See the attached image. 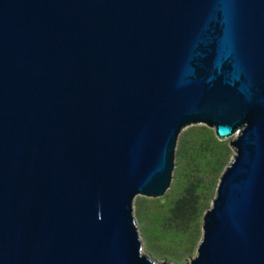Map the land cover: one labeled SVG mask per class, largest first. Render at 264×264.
<instances>
[{
    "label": "water",
    "instance_id": "95a60500",
    "mask_svg": "<svg viewBox=\"0 0 264 264\" xmlns=\"http://www.w3.org/2000/svg\"><path fill=\"white\" fill-rule=\"evenodd\" d=\"M195 122L233 153L184 264H264V0H0V264H172L132 199Z\"/></svg>",
    "mask_w": 264,
    "mask_h": 264
},
{
    "label": "rangeland",
    "instance_id": "374dc122",
    "mask_svg": "<svg viewBox=\"0 0 264 264\" xmlns=\"http://www.w3.org/2000/svg\"><path fill=\"white\" fill-rule=\"evenodd\" d=\"M231 138L233 134L217 137L213 128L202 122L185 125L176 136L166 189L158 196L133 197L132 215L140 248L151 259L184 264L195 253L201 214L233 153L228 143ZM184 196L185 204L174 209L175 201Z\"/></svg>",
    "mask_w": 264,
    "mask_h": 264
},
{
    "label": "trees",
    "instance_id": "16d2710c",
    "mask_svg": "<svg viewBox=\"0 0 264 264\" xmlns=\"http://www.w3.org/2000/svg\"><path fill=\"white\" fill-rule=\"evenodd\" d=\"M186 196H184V198L182 197V198H179V199H177L176 201H175V203H174V209L175 208H179V207H182V205L183 204H185V201H186V198H185ZM184 210V209H183Z\"/></svg>",
    "mask_w": 264,
    "mask_h": 264
}]
</instances>
